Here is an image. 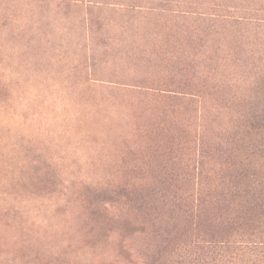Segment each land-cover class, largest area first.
Segmentation results:
<instances>
[{
	"label": "rangeland",
	"instance_id": "1",
	"mask_svg": "<svg viewBox=\"0 0 264 264\" xmlns=\"http://www.w3.org/2000/svg\"><path fill=\"white\" fill-rule=\"evenodd\" d=\"M259 118L264 0H0V264H148L182 229L204 261L233 177L264 186Z\"/></svg>",
	"mask_w": 264,
	"mask_h": 264
},
{
	"label": "trees",
	"instance_id": "2",
	"mask_svg": "<svg viewBox=\"0 0 264 264\" xmlns=\"http://www.w3.org/2000/svg\"><path fill=\"white\" fill-rule=\"evenodd\" d=\"M252 120L255 119L254 116L250 117ZM260 122H264L262 118H259ZM255 122V120H254ZM248 126L251 129H256L258 127L254 125ZM261 126V125H260ZM234 164H230V169ZM244 174L242 178H246ZM237 177L234 176L233 180H231L232 187L234 191L232 193V198H236L240 200L238 205L230 207V209L225 206L224 208H219L217 204H215L216 210H223L228 216L231 213L233 215L232 225H237V228H230L228 231H222L217 228L212 227L210 224H197L198 227L201 228V236L202 240L198 242L199 244L197 248L201 251L202 258H205L204 261H192L190 264H234V260H236L239 256H247L248 258H255V262L258 264H264V241H255L257 238H264V186L260 185V183H252L254 186L251 191L246 189L244 186L243 189H239V185L242 184L239 180H236ZM205 198L197 199V202H184L180 198H177L180 205L184 207L183 212L189 213L191 218H197V212L202 209V206L207 203V201L211 202V198L205 195ZM184 202V203H183ZM179 207V205H177ZM195 213H197L195 215ZM198 230V228H195ZM185 230H181V232L175 231V235L169 238L170 234L164 238L165 245L155 253V256H150V261L148 264H173L175 262L172 261V257L170 256V251L167 249L172 243L175 244L178 241L177 236H181ZM220 234L224 236L223 241L217 242L215 240V236ZM210 236V239L206 240L205 238ZM235 236H239L240 241H236V239H232ZM169 238V239H168ZM245 238V241H243ZM254 240V241H252ZM237 242V247L233 246L231 248V244ZM221 245V246H220ZM238 250V256L233 258L231 255L236 253ZM224 252H229L228 255ZM232 253V254H231ZM219 254L223 255V257H229L228 261L221 262ZM170 258V259H169ZM171 260V262H170ZM199 260V258H198ZM179 264V263H178Z\"/></svg>",
	"mask_w": 264,
	"mask_h": 264
}]
</instances>
